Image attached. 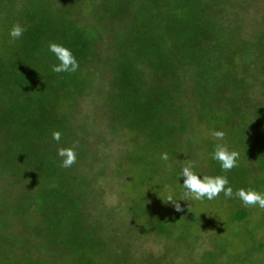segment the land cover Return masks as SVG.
I'll list each match as a JSON object with an SVG mask.
<instances>
[{
  "label": "trees",
  "instance_id": "obj_1",
  "mask_svg": "<svg viewBox=\"0 0 264 264\" xmlns=\"http://www.w3.org/2000/svg\"><path fill=\"white\" fill-rule=\"evenodd\" d=\"M257 1L0 0V264H264V236L243 256L197 219L189 200L179 212L171 202L158 207L183 183L181 170L146 169L133 149L244 148L241 165L223 172L212 159L203 176H227L232 189V177L239 189L254 180L248 188L264 189V13L259 22L247 17L251 32L238 22ZM14 24L26 29L16 41ZM50 42L72 52L76 72H52L59 61ZM84 101L99 118L82 114ZM107 136L131 148L112 167L114 180L137 167L146 172L140 191L121 192L129 203L115 220L87 211L98 205L88 190L98 185L100 161L88 148H108ZM61 147L77 150L70 168L60 166ZM227 201L240 224L246 208ZM146 238L163 240L162 252L147 250ZM201 239L212 247L200 252Z\"/></svg>",
  "mask_w": 264,
  "mask_h": 264
},
{
  "label": "rangeland",
  "instance_id": "obj_2",
  "mask_svg": "<svg viewBox=\"0 0 264 264\" xmlns=\"http://www.w3.org/2000/svg\"><path fill=\"white\" fill-rule=\"evenodd\" d=\"M253 6H250L248 10H242L241 17H239L238 22L244 24L245 27L251 32L250 30H253V26H251L252 22H259L261 16L264 13V0H258L256 3H253ZM239 8L234 7L232 11L235 13L238 11ZM251 20V21H249ZM241 18V19H240ZM91 104L87 103L86 101L83 102V105L81 106L82 114L85 111L93 112L95 108L90 107ZM94 117L99 118V113L95 110ZM107 141L111 138L107 136ZM210 134H206L204 139H210ZM93 142V140H91ZM109 142V141H108ZM103 144V141H101ZM119 140H116L114 142H109L108 148H88L89 151L92 152V154L97 156L99 158V163H96V171L93 176L97 179L96 183L98 184L93 188L94 191L88 190L89 198L88 201H92L94 198L98 199V205H94L93 209H88V213L91 212L92 214H95L98 217H104L110 214L112 215V219L115 220L119 216V211L121 206H126L129 203V200L125 198L121 192H125L124 190L128 189L134 193H136L137 190L140 191V179L139 176H145L146 172L141 171L140 169L142 167H137L136 172L133 174V176H130L129 178H123L120 176V179H124L119 183L118 181L114 180L117 179L118 174L116 171L112 169L116 164H120L123 161L125 157H127V154H122L126 149H131L128 146L127 148H118ZM137 152V156L141 158H145L147 160V167L146 169L151 168H157L158 166L162 165V168L164 165L168 166V170L165 173L170 174L173 171H176L177 169H180L185 166V164L189 161L194 163L193 171L200 177L203 178V170L202 167L203 163H205V170L211 167L210 161L212 150L211 148H191L192 154L188 153V148H179L185 153H188L191 157H189L191 160H189L186 156L188 154L180 153L179 149L177 148L175 151V154L170 152H165L162 150H159L160 148H133ZM229 151H238L243 153H246V150H242L244 148H228ZM77 152V150H75ZM174 152V151H173ZM167 153L169 156V159L167 161H164L161 159V154ZM242 156V154L240 153ZM96 162V161H95ZM239 165L242 164V161L238 160L237 162ZM244 163V162H243ZM246 163V162H245ZM81 165L82 163H78ZM95 164V163H94ZM95 166V165H94ZM106 171V174H105ZM104 172V173H103ZM119 172V171H118ZM84 175H86V178L93 177L91 175L92 169L90 170V174L88 173L87 166L84 168L83 171ZM88 173V174H87ZM120 173V172H119ZM102 175V176H101ZM108 175V177L106 176ZM101 176V177H100ZM103 177V178H102ZM111 177V178H109ZM112 179V180H111ZM127 182H129L127 184ZM231 182L233 185V192L235 193L238 188V183L235 182L234 178H231ZM245 190H251L250 186H257V183L254 180H248L246 183H244ZM125 188V189H124ZM253 190V189H252ZM263 187H260V193L263 194ZM142 191V190H141ZM179 191V194L177 192ZM144 192H147V197L149 199V205L151 207V203L153 202V205L156 206V201L154 197V192L151 190H145ZM172 195H176L178 200L180 196L183 193L182 184L180 182V186L178 185L176 189L171 190ZM122 196H121V195ZM163 196L162 192L159 194V199ZM176 198V200H177ZM236 201L242 203L238 198H235ZM165 199H160V201H157L158 207H161L165 201ZM81 201V200H80ZM191 203H193V210L195 211L194 214L196 215L197 219L201 218V221H209L211 223L210 229L213 231L214 235L216 237L222 236L223 238L221 240L224 241L226 247L232 250V252L237 253L238 251H242V255L244 256L245 253L249 250L254 249L257 244L258 246L262 243L257 242L258 239L261 236H264V210L260 209L258 206L256 207H245L247 210V216L241 222L240 224L234 223L231 218L230 211L232 207L230 204H233L227 201V198L221 193L217 198L213 200H203V201H195V200H189ZM178 203L180 201H177ZM186 201H181L180 205L181 208L183 204ZM161 203V204H160ZM192 210V209H191ZM192 210V211H193ZM165 211V210H161ZM152 212V210H151ZM154 214V212H153ZM124 215V214H123ZM122 215V218H124ZM123 220V219H122ZM91 222V220H89ZM119 222V219H118ZM123 225V223H122ZM202 225H198L195 227V229L201 228ZM126 227V226H125ZM132 228V227H130ZM128 228V229H130ZM201 231V230H200ZM208 232V231H207ZM212 235V234H211ZM207 236V235H206ZM162 243L161 241H155L152 238H146L144 241V244H142L147 250L151 251L154 254H160L162 252ZM199 250L202 252L206 248H211L212 243L206 242V240L201 239L199 243ZM189 262V261H188ZM179 264V263H178Z\"/></svg>",
  "mask_w": 264,
  "mask_h": 264
},
{
  "label": "clouds",
  "instance_id": "obj_3",
  "mask_svg": "<svg viewBox=\"0 0 264 264\" xmlns=\"http://www.w3.org/2000/svg\"><path fill=\"white\" fill-rule=\"evenodd\" d=\"M26 31L20 24H14L9 30V36L13 41L20 39ZM48 49L54 54L59 61L58 64L52 66V72L54 73H74L79 68V63L73 56L72 52L66 47L50 42ZM212 136L218 141H222L225 137L223 131H213ZM52 139L59 142L61 139V133L54 131L52 133ZM57 155L61 158L60 166L62 168H70L76 162V151L74 147L58 148ZM240 153L238 151H229L228 147L224 144H217L214 151L211 153V158L216 161L223 172H230L233 168L238 167V159ZM161 159L167 161L169 156L167 153L161 154ZM194 163L189 161L181 168L178 176L183 178L182 188L183 193L179 200H175L172 194L166 197L164 203L171 202L177 212L181 211V205L177 202L180 200L188 201H203L213 200L217 198L222 192L226 198H238L242 205L245 207H256L264 210V194L254 191L245 190L243 188L233 192L232 187L228 186L229 181L227 176H208L205 175L200 178L194 171ZM227 186V187H226ZM190 212V211H189Z\"/></svg>",
  "mask_w": 264,
  "mask_h": 264
}]
</instances>
